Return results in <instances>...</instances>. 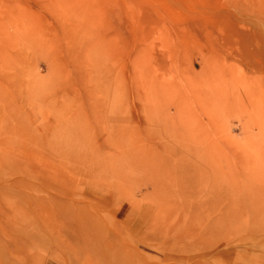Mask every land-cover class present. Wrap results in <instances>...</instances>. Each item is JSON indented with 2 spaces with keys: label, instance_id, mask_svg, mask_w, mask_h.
Returning <instances> with one entry per match:
<instances>
[{
  "label": "rangeland",
  "instance_id": "1",
  "mask_svg": "<svg viewBox=\"0 0 264 264\" xmlns=\"http://www.w3.org/2000/svg\"><path fill=\"white\" fill-rule=\"evenodd\" d=\"M0 264H264V0H0Z\"/></svg>",
  "mask_w": 264,
  "mask_h": 264
}]
</instances>
